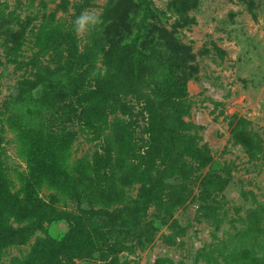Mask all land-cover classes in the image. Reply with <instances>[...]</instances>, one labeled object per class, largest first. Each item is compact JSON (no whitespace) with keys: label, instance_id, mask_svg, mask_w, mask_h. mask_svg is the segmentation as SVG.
<instances>
[{"label":"rangeland","instance_id":"374dc122","mask_svg":"<svg viewBox=\"0 0 264 264\" xmlns=\"http://www.w3.org/2000/svg\"><path fill=\"white\" fill-rule=\"evenodd\" d=\"M68 33L73 46L53 37ZM136 39L145 55L139 68L134 46L122 50ZM70 47L95 79L114 70L127 113L117 116L133 117L141 136L152 89L181 80L185 95L161 109L157 124L182 132L177 148L191 143L200 153L165 171L162 164L164 187L150 200L142 193L147 166L119 145L116 120L102 134L76 125L74 159H100L106 149L116 156L110 192L84 193L77 183L60 203L82 216L72 218L79 241L89 233L97 248L74 254L75 229L63 222L27 242L11 231L0 264L264 263V0H0V156L12 174L25 165L1 115L8 97L21 81L36 95L40 83L55 94ZM181 166L184 178L173 176ZM57 236L69 241V258L50 254Z\"/></svg>","mask_w":264,"mask_h":264},{"label":"trees","instance_id":"16d2710c","mask_svg":"<svg viewBox=\"0 0 264 264\" xmlns=\"http://www.w3.org/2000/svg\"><path fill=\"white\" fill-rule=\"evenodd\" d=\"M53 37L66 43L69 39L72 41L71 46L75 41L70 33ZM110 45V51L117 48L114 41ZM132 45L134 49L130 53V59L139 68L145 55L139 48L137 39L124 45L122 50L125 51ZM70 49L65 66L56 71L62 76L58 78L65 82L59 83L55 94L50 95L48 85L40 83L42 90L36 95L35 85L29 89L28 82L21 81L8 97L7 111L1 113L7 129L13 135L16 153L25 167L15 168V174H12L10 167L0 156V226L3 232L0 235V247L10 241L11 231L18 234L20 241L27 242L38 230L52 232L50 229L53 226L63 222L78 229L72 218L82 216L65 210L60 205L78 190L77 183H80V190L84 193L111 191L110 181L115 174L112 164L116 156L106 149L107 153L100 159H74V145L78 138L76 125L102 134L116 120L120 134L119 145L129 157L147 166L142 175V193L150 200L164 187V172L159 169L162 164L165 171L171 160L181 159L183 156H198L200 153L191 143L186 148H177L175 144L183 136L182 132L168 131L157 124V120H161V109L185 95L186 87L174 76L172 67H169L174 76L171 82L164 81L162 85L152 89V95L147 97V122L142 128L141 136L137 132V128L141 126L136 125L133 117L126 121L117 116L118 113H127L123 111L125 103L119 96L120 90L116 88L114 70L108 74L109 77L100 76L95 79L85 67L84 59H80L82 55L78 47ZM111 57L110 55L109 66L113 68ZM139 73L138 69V76ZM141 84H144V80L140 81L139 86ZM185 152L189 154L185 155ZM183 171L186 173L182 167L173 176L184 178ZM89 184L94 185L95 192ZM94 197L96 196L91 198ZM11 217L18 223L15 229L9 226ZM76 229L74 242L77 247L74 254H85V248H92L93 252L98 242L88 241L89 233L81 236L87 241H79ZM57 238L61 241L59 248H55L50 254L59 260L63 256L69 258L65 247L69 241L62 236ZM250 264L264 263L253 261Z\"/></svg>","mask_w":264,"mask_h":264},{"label":"clouds","instance_id":"9594fccd","mask_svg":"<svg viewBox=\"0 0 264 264\" xmlns=\"http://www.w3.org/2000/svg\"><path fill=\"white\" fill-rule=\"evenodd\" d=\"M85 19H87V18L84 17V16H81L80 18L77 19L76 24L78 25V27H77V31L78 32L81 31V27L80 26H82V23H83V21Z\"/></svg>","mask_w":264,"mask_h":264}]
</instances>
